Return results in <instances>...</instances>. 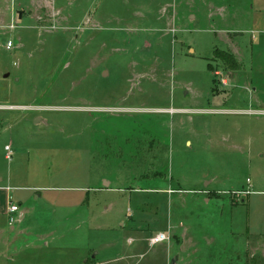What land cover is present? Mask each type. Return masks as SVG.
Returning a JSON list of instances; mask_svg holds the SVG:
<instances>
[{"label":"rangeland","instance_id":"rangeland-1","mask_svg":"<svg viewBox=\"0 0 264 264\" xmlns=\"http://www.w3.org/2000/svg\"><path fill=\"white\" fill-rule=\"evenodd\" d=\"M0 25V264H264V0H0Z\"/></svg>","mask_w":264,"mask_h":264},{"label":"built area","instance_id":"built-area-1","mask_svg":"<svg viewBox=\"0 0 264 264\" xmlns=\"http://www.w3.org/2000/svg\"><path fill=\"white\" fill-rule=\"evenodd\" d=\"M9 29H14L15 25L14 24H10ZM0 31H1V25H0ZM13 46V41L11 39H7L6 43H5V48L10 49ZM6 149H8V146L5 147ZM18 210V206L16 204L13 203H9V208H8V212L10 215V221L14 220V213ZM169 233L165 232V231H158L155 234L151 235L148 238V243L150 245H154L156 243L162 242V241H169Z\"/></svg>","mask_w":264,"mask_h":264},{"label":"trees","instance_id":"trees-1","mask_svg":"<svg viewBox=\"0 0 264 264\" xmlns=\"http://www.w3.org/2000/svg\"><path fill=\"white\" fill-rule=\"evenodd\" d=\"M214 52L224 62V64L226 65L228 69H231V70L239 69L240 65L232 53L224 52L222 50H215ZM209 70H211L210 66H209ZM96 263L97 262L95 261V259L90 258L86 260V264H96Z\"/></svg>","mask_w":264,"mask_h":264},{"label":"crops","instance_id":"crops-1","mask_svg":"<svg viewBox=\"0 0 264 264\" xmlns=\"http://www.w3.org/2000/svg\"><path fill=\"white\" fill-rule=\"evenodd\" d=\"M223 83L224 84H226V81H223ZM108 185V183H106V185L105 186H107ZM0 188H1V190H8V186L6 187V186H4V185H1L0 186ZM244 192H246V191H244V190H241L239 193H244ZM263 194H264V191H263ZM3 196H5L4 194H3ZM8 208H9V205H7V207L5 208L6 209V212H7V214H8V216H9V218H10V215H9V212H8ZM19 209V208H18ZM14 215V214H13ZM130 241L132 240V239H129ZM132 242H133V240H132ZM245 244H246V242H245ZM171 256H169V258L167 259V261H166V263L167 264H171V259L172 258H170ZM175 258H176V264H178V262H179V259H181L182 257L180 256V254H178V255H176L175 256ZM231 259V258H230ZM247 261V258L244 260V262H246ZM234 263H241L242 262V256L239 254V255H236V259H235V261H233Z\"/></svg>","mask_w":264,"mask_h":264},{"label":"water","instance_id":"water-1","mask_svg":"<svg viewBox=\"0 0 264 264\" xmlns=\"http://www.w3.org/2000/svg\"><path fill=\"white\" fill-rule=\"evenodd\" d=\"M6 76H7V74H6ZM91 258L93 259L94 255H92ZM171 264H176V258L175 257L171 259Z\"/></svg>","mask_w":264,"mask_h":264}]
</instances>
